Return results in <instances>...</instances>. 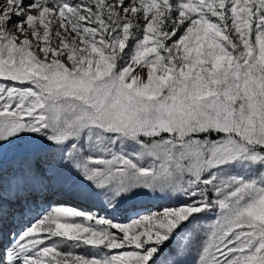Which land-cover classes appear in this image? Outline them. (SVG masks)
Masks as SVG:
<instances>
[{"label":"snow or ice","instance_id":"1","mask_svg":"<svg viewBox=\"0 0 264 264\" xmlns=\"http://www.w3.org/2000/svg\"><path fill=\"white\" fill-rule=\"evenodd\" d=\"M0 264H264V0H0Z\"/></svg>","mask_w":264,"mask_h":264}]
</instances>
